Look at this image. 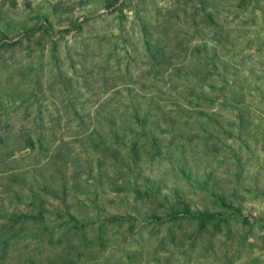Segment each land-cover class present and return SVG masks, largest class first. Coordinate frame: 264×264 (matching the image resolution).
I'll list each match as a JSON object with an SVG mask.
<instances>
[{
  "label": "rangeland",
  "instance_id": "rangeland-1",
  "mask_svg": "<svg viewBox=\"0 0 264 264\" xmlns=\"http://www.w3.org/2000/svg\"><path fill=\"white\" fill-rule=\"evenodd\" d=\"M0 264H264V0H0Z\"/></svg>",
  "mask_w": 264,
  "mask_h": 264
},
{
  "label": "trees",
  "instance_id": "trees-1",
  "mask_svg": "<svg viewBox=\"0 0 264 264\" xmlns=\"http://www.w3.org/2000/svg\"><path fill=\"white\" fill-rule=\"evenodd\" d=\"M195 217V218H201L202 220L209 219V218H214L216 216V213H205L202 211H196V212H191L186 209H180L177 211H174L170 214L169 217L175 218V217ZM31 218L33 216L30 215Z\"/></svg>",
  "mask_w": 264,
  "mask_h": 264
}]
</instances>
